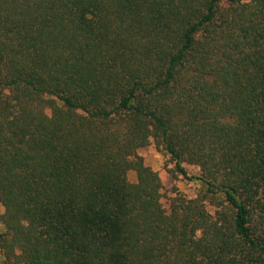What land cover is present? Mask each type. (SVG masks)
<instances>
[{
	"label": "trees",
	"instance_id": "trees-1",
	"mask_svg": "<svg viewBox=\"0 0 264 264\" xmlns=\"http://www.w3.org/2000/svg\"><path fill=\"white\" fill-rule=\"evenodd\" d=\"M0 204V264H264V0H0Z\"/></svg>",
	"mask_w": 264,
	"mask_h": 264
},
{
	"label": "rangeland",
	"instance_id": "rangeland-1",
	"mask_svg": "<svg viewBox=\"0 0 264 264\" xmlns=\"http://www.w3.org/2000/svg\"><path fill=\"white\" fill-rule=\"evenodd\" d=\"M140 154L145 158L146 162L152 166V168L158 172L164 189H163V204L167 208L169 207V197L173 195V190L178 188L180 192L185 194L189 198H194L200 187L199 182L195 180H187L183 175L173 172L174 164L171 163L169 158L163 155L159 150L150 146L141 150ZM188 173L191 176L198 175V169L192 166H187ZM4 212L3 206L0 204V216ZM0 221V231L2 230Z\"/></svg>",
	"mask_w": 264,
	"mask_h": 264
}]
</instances>
